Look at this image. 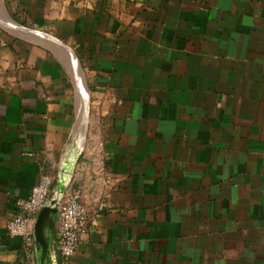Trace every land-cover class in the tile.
<instances>
[{"label":"crops","instance_id":"obj_1","mask_svg":"<svg viewBox=\"0 0 264 264\" xmlns=\"http://www.w3.org/2000/svg\"><path fill=\"white\" fill-rule=\"evenodd\" d=\"M4 1L70 52L0 22V264H60L52 212L6 224L61 168L73 264H264V0Z\"/></svg>","mask_w":264,"mask_h":264},{"label":"built area","instance_id":"obj_2","mask_svg":"<svg viewBox=\"0 0 264 264\" xmlns=\"http://www.w3.org/2000/svg\"><path fill=\"white\" fill-rule=\"evenodd\" d=\"M80 155L81 151L78 152V157ZM67 173L61 168L58 176V179L66 180V188L63 192L57 190L51 175L44 174L31 189L27 198L16 201V212L6 224L10 236L22 238L27 247H30L34 240V217L43 207L57 205L59 213L56 252L60 264H73V257L87 235L92 220L83 202L81 191L71 185L74 172H71L69 176Z\"/></svg>","mask_w":264,"mask_h":264},{"label":"water","instance_id":"obj_3","mask_svg":"<svg viewBox=\"0 0 264 264\" xmlns=\"http://www.w3.org/2000/svg\"><path fill=\"white\" fill-rule=\"evenodd\" d=\"M0 6H1V13H0V22L1 25L4 27V29H6L7 31H9L10 33L14 34V35H18L21 37H28V36H37L39 39L41 40H53L55 42H58L67 52L69 51V47H67L66 45H64L61 41L57 40L56 38L47 35L46 33H35L33 30L19 24L17 21H15L11 15L9 14L8 10L6 9L5 6V1L4 0H0ZM78 159V155L76 157ZM67 176H69V174H67ZM59 181V186H56L57 190H59L60 192H63L66 188L65 185V179H58ZM55 203V202H54ZM48 212H52L55 215V219L56 222H58V207L56 206H45L43 207L38 214H45ZM41 231H40V227L39 224L36 228V231L34 232V236L36 237V239L40 240L41 239Z\"/></svg>","mask_w":264,"mask_h":264},{"label":"bare ground","instance_id":"obj_4","mask_svg":"<svg viewBox=\"0 0 264 264\" xmlns=\"http://www.w3.org/2000/svg\"><path fill=\"white\" fill-rule=\"evenodd\" d=\"M78 64V63H77Z\"/></svg>","mask_w":264,"mask_h":264}]
</instances>
